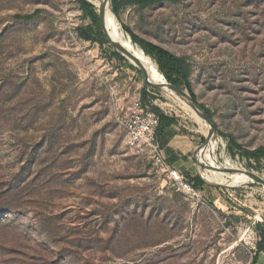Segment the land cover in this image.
<instances>
[{
	"label": "rangeland",
	"instance_id": "obj_1",
	"mask_svg": "<svg viewBox=\"0 0 264 264\" xmlns=\"http://www.w3.org/2000/svg\"><path fill=\"white\" fill-rule=\"evenodd\" d=\"M117 20L187 59L217 163L264 178V160L230 142L264 145V0H163ZM91 25L79 0H0V264H253L262 186L205 183L200 126L109 43L81 38ZM142 92L199 138L194 193L134 155L113 122V104Z\"/></svg>",
	"mask_w": 264,
	"mask_h": 264
},
{
	"label": "trees",
	"instance_id": "obj_2",
	"mask_svg": "<svg viewBox=\"0 0 264 264\" xmlns=\"http://www.w3.org/2000/svg\"><path fill=\"white\" fill-rule=\"evenodd\" d=\"M162 1L163 0H111V9L116 18H118L119 12L127 6H133L139 9H146L155 4L161 3ZM79 5L83 16L88 18L92 24L91 26H86L85 28H82L80 30V37L86 41L96 43L100 46L107 44L108 42L106 41L104 34L102 33L99 24V17L95 8L86 0H79ZM16 18L22 21H30L33 19V15L16 16ZM104 27L105 29H107L105 21ZM123 29L125 33L130 36L131 41L134 44L138 45L141 50L156 63L159 72L162 74V76L168 83L176 87H182L186 89L191 98L194 101H197L196 96L192 91L190 82L192 68L186 58L178 57L162 47H159L153 43L139 38L125 26L123 27ZM113 55L120 60H124V58L116 52H113ZM141 97L143 105L148 106L159 118L157 136L163 135L167 128L177 123L175 118L164 115L157 106L151 105L149 103V95L146 92H142ZM199 105L201 109L208 115V117L212 119L211 111L204 105ZM230 142L233 147L240 150L243 156L246 157L248 160H254L255 162H260V160H264V145L253 151H249L243 150L239 145L234 142L233 139H230ZM199 167L201 171L198 175L204 180L205 183H208V181L210 180L206 175V169L204 165H199ZM189 181L194 185L195 188L203 185L202 180L198 176H194L192 181ZM257 230L259 241L256 243L255 254L252 262L253 264H256L258 255L264 253V220L261 223L257 224Z\"/></svg>",
	"mask_w": 264,
	"mask_h": 264
},
{
	"label": "bare ground",
	"instance_id": "obj_3",
	"mask_svg": "<svg viewBox=\"0 0 264 264\" xmlns=\"http://www.w3.org/2000/svg\"><path fill=\"white\" fill-rule=\"evenodd\" d=\"M87 2H89L97 12L100 9L103 10L105 16L104 21L106 22L108 35L110 39L120 43L129 52L132 58H127V60L136 68V62L140 63L144 67L148 78L153 79L157 85L164 84V77L159 72L156 63L149 56H147L136 44H134L128 36L124 34L123 30L121 29L118 23L117 18L114 16L110 9L109 1L87 0ZM114 32L116 37L114 36ZM161 91L168 98L176 102L180 106V110L183 109L186 113L190 115V117L200 126V129L202 130L204 136H207L209 134V127L198 117L196 112L189 106L188 102L185 99L178 97L177 95L165 88L161 89ZM217 147L218 141L215 140V137H211L208 140V148L206 151V159L204 166L208 179H215V185L224 187L245 185L252 182V180L246 175H243L240 179H237L235 174L243 173V168H240L233 164L230 159H226L225 162L222 164L217 163L215 155ZM259 178L264 180L263 177ZM262 188L264 190V186H262Z\"/></svg>",
	"mask_w": 264,
	"mask_h": 264
},
{
	"label": "built area",
	"instance_id": "obj_4",
	"mask_svg": "<svg viewBox=\"0 0 264 264\" xmlns=\"http://www.w3.org/2000/svg\"><path fill=\"white\" fill-rule=\"evenodd\" d=\"M111 117L123 132L127 146L134 155L158 167L175 190L194 193L193 184L162 157L157 136L159 118L148 106L143 105L140 96L114 103Z\"/></svg>",
	"mask_w": 264,
	"mask_h": 264
},
{
	"label": "crops",
	"instance_id": "obj_5",
	"mask_svg": "<svg viewBox=\"0 0 264 264\" xmlns=\"http://www.w3.org/2000/svg\"><path fill=\"white\" fill-rule=\"evenodd\" d=\"M151 104V101H149ZM153 105V104H151ZM155 106V105H154ZM176 120V119H175ZM176 124L167 128L163 135L158 136V141L161 147V154L164 160L177 169L184 177H194L192 174L194 161L196 160V149H198L197 138L191 133L189 129L184 132V129L176 120ZM202 148L199 150V158L202 159L200 154ZM197 173H200V168L196 167ZM198 173V174H199ZM264 261V253H261L257 257L256 264Z\"/></svg>",
	"mask_w": 264,
	"mask_h": 264
},
{
	"label": "water",
	"instance_id": "obj_6",
	"mask_svg": "<svg viewBox=\"0 0 264 264\" xmlns=\"http://www.w3.org/2000/svg\"><path fill=\"white\" fill-rule=\"evenodd\" d=\"M109 1L110 4V9H111V0H107ZM112 11V9H111ZM97 12V11H96ZM113 13V12H112ZM98 17H99V24L102 30V33L104 34L106 40L108 41L109 45L113 48V50L118 53L121 57L125 58L127 60V58H132L131 55L129 54V52L118 42L110 39V37L107 34V31L104 27V12L102 9H100L98 12ZM115 16V15H114ZM116 17V16H115ZM137 68L138 70L141 72L143 79H144V84L148 87H151L154 90H161L163 88L169 90L170 92L174 93L175 95H177L178 97L185 99L189 106L196 112V114L198 115V117L209 127V134L207 136H205V143L204 145L207 144L208 140L211 137H214L217 134V131L212 123V120L208 117V115L201 109L199 103L197 101H194L191 96L189 95L188 91L183 89L182 87H176L170 83H168L165 79H164V84L162 85H157L152 83L149 79L148 76L146 74V71L144 69V67L136 62ZM201 148H198V150L196 151V157L198 155V152ZM199 158V157H198ZM199 161H201V159L199 158ZM244 174L246 176H248L252 182L259 184L261 186H264V180L255 176L253 173H251L250 171H244Z\"/></svg>",
	"mask_w": 264,
	"mask_h": 264
}]
</instances>
